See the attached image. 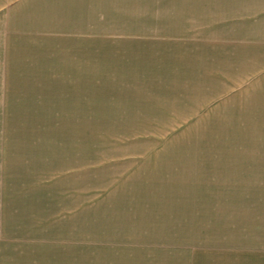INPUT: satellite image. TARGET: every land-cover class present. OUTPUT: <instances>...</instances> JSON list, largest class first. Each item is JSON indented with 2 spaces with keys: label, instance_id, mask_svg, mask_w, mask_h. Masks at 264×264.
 <instances>
[{
  "label": "rangeland",
  "instance_id": "374dc122",
  "mask_svg": "<svg viewBox=\"0 0 264 264\" xmlns=\"http://www.w3.org/2000/svg\"><path fill=\"white\" fill-rule=\"evenodd\" d=\"M34 2L0 14V264H264V47L241 17L57 0L87 6L76 42Z\"/></svg>",
  "mask_w": 264,
  "mask_h": 264
},
{
  "label": "crops",
  "instance_id": "0c3cea01",
  "mask_svg": "<svg viewBox=\"0 0 264 264\" xmlns=\"http://www.w3.org/2000/svg\"><path fill=\"white\" fill-rule=\"evenodd\" d=\"M34 1L35 2L33 3L32 10L25 11V14L34 15V10L37 7L36 5L41 4V7H39L38 11L35 12V15L36 17H38L37 19L40 22L41 26L38 23V26L35 25V27H33L35 30L37 29L48 30L49 32L52 31L54 33L58 31L61 32L68 31L70 33L69 34L67 33L65 36L67 35L70 37L75 36L77 38H75L74 41L81 42L80 36H82V32H83L82 30L83 28L88 27L82 25L83 23L88 24L87 6H85V4L84 6L83 4L79 6L81 3L80 4L76 3V6H72V8L69 10L66 8V6L61 7L59 3L57 4V0H34ZM45 1H50L48 3L49 6L45 4ZM22 4L23 3L17 4V10H19V7L21 9ZM8 6H9V0H0V10H2L0 11L1 15L5 16L9 14V11H7ZM225 7H226L225 14L228 16V19L230 18V20H232V18L235 16L241 17L240 36L242 40L246 41L247 43L246 45L264 47V0H225ZM6 8L7 10L5 11ZM69 14L72 18L68 17ZM49 36L56 37L57 34L56 35L52 34ZM42 73L40 72L42 77H46V79L48 80L51 79L50 84H54L51 75H48L46 72H42ZM66 78L68 79H66L65 81L69 86L71 85L73 87V85L79 84L78 83L79 76L73 77V78H77L75 81H71L69 79V76ZM55 83L57 84V82ZM43 84L45 85L46 82Z\"/></svg>",
  "mask_w": 264,
  "mask_h": 264
}]
</instances>
